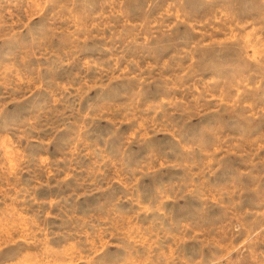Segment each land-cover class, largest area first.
I'll list each match as a JSON object with an SVG mask.
<instances>
[{
    "label": "rangeland",
    "instance_id": "374dc122",
    "mask_svg": "<svg viewBox=\"0 0 264 264\" xmlns=\"http://www.w3.org/2000/svg\"><path fill=\"white\" fill-rule=\"evenodd\" d=\"M0 264H264V0H0Z\"/></svg>",
    "mask_w": 264,
    "mask_h": 264
}]
</instances>
